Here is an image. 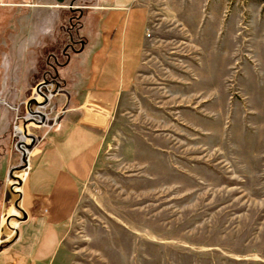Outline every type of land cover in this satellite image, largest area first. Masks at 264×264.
<instances>
[{
    "label": "rangeland",
    "instance_id": "374dc122",
    "mask_svg": "<svg viewBox=\"0 0 264 264\" xmlns=\"http://www.w3.org/2000/svg\"><path fill=\"white\" fill-rule=\"evenodd\" d=\"M96 3L0 0V251ZM137 4L141 64L51 264H264V0Z\"/></svg>",
    "mask_w": 264,
    "mask_h": 264
},
{
    "label": "crops",
    "instance_id": "0c3cea01",
    "mask_svg": "<svg viewBox=\"0 0 264 264\" xmlns=\"http://www.w3.org/2000/svg\"><path fill=\"white\" fill-rule=\"evenodd\" d=\"M100 1L92 8L96 11L85 9L94 33L73 66L69 108L29 159L26 219L7 236L0 264H51L55 259L81 186L95 165L102 130L140 67L145 11L137 0Z\"/></svg>",
    "mask_w": 264,
    "mask_h": 264
},
{
    "label": "water",
    "instance_id": "95a60500",
    "mask_svg": "<svg viewBox=\"0 0 264 264\" xmlns=\"http://www.w3.org/2000/svg\"><path fill=\"white\" fill-rule=\"evenodd\" d=\"M56 1H57L58 4H63V2H64L65 0H56ZM45 83H46V82H45ZM38 88H39V87H38ZM38 88H37V89H38ZM22 219H23V220L26 219V214H25V212H23V218H22Z\"/></svg>",
    "mask_w": 264,
    "mask_h": 264
},
{
    "label": "flooded vegetation",
    "instance_id": "af4514ba",
    "mask_svg": "<svg viewBox=\"0 0 264 264\" xmlns=\"http://www.w3.org/2000/svg\"><path fill=\"white\" fill-rule=\"evenodd\" d=\"M78 7H76V9H77Z\"/></svg>",
    "mask_w": 264,
    "mask_h": 264
}]
</instances>
